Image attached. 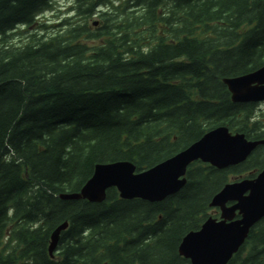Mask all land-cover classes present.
Returning <instances> with one entry per match:
<instances>
[{
    "label": "trees",
    "instance_id": "trees-1",
    "mask_svg": "<svg viewBox=\"0 0 264 264\" xmlns=\"http://www.w3.org/2000/svg\"><path fill=\"white\" fill-rule=\"evenodd\" d=\"M56 1L0 0V264H191L182 240L233 178L264 170V146L227 170L193 164L161 203L61 196L98 164L143 172L221 126L264 140L258 105L223 83L264 66V0H67L48 32ZM229 264H264V220Z\"/></svg>",
    "mask_w": 264,
    "mask_h": 264
},
{
    "label": "water",
    "instance_id": "water-1",
    "mask_svg": "<svg viewBox=\"0 0 264 264\" xmlns=\"http://www.w3.org/2000/svg\"><path fill=\"white\" fill-rule=\"evenodd\" d=\"M234 104L264 102V66L238 77L225 78ZM264 140L252 141L245 134H233L226 126L207 132L200 140L166 161L143 172L128 161L102 163L81 192L64 194V201L86 200L101 204L108 191L116 189L124 201L142 200L161 203L179 194L187 185L189 168L198 162L218 170L246 163ZM210 207L220 218L210 217L200 230L188 233L179 246V254L191 264H229L246 244L251 231L264 219V170L256 178L227 184L214 196ZM66 222L52 235L50 255L54 257Z\"/></svg>",
    "mask_w": 264,
    "mask_h": 264
},
{
    "label": "rangeland",
    "instance_id": "rangeland-1",
    "mask_svg": "<svg viewBox=\"0 0 264 264\" xmlns=\"http://www.w3.org/2000/svg\"><path fill=\"white\" fill-rule=\"evenodd\" d=\"M68 13H69V7L67 4L66 0H57L52 9L46 11L43 15L40 16V19L38 20L40 22V24H43L45 26H48L50 28V30L48 32H54L57 30H61L62 28L58 27L61 23H63V21L68 18ZM99 19L95 18L93 20V22H97ZM92 22V23H93ZM20 32H25L24 29H22ZM17 42H22L25 41V37L20 36L17 38ZM91 45H94V43H91ZM257 112L260 115H264V103H261L260 105H258L257 107ZM240 178H245V176H241V177H235L232 179V181H236L237 179ZM217 213L214 211L212 213H210V216H216ZM216 217H220L219 215H217Z\"/></svg>",
    "mask_w": 264,
    "mask_h": 264
},
{
    "label": "bare ground",
    "instance_id": "bare-ground-1",
    "mask_svg": "<svg viewBox=\"0 0 264 264\" xmlns=\"http://www.w3.org/2000/svg\"><path fill=\"white\" fill-rule=\"evenodd\" d=\"M198 20V19H197ZM16 29V28H15ZM179 153V152H178ZM74 193V192H73Z\"/></svg>",
    "mask_w": 264,
    "mask_h": 264
}]
</instances>
